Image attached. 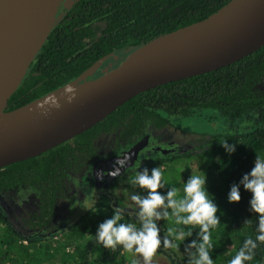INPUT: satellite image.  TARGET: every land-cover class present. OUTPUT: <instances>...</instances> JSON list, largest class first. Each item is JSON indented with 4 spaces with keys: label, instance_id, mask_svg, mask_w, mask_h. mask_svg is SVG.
I'll use <instances>...</instances> for the list:
<instances>
[{
    "label": "trees",
    "instance_id": "1",
    "mask_svg": "<svg viewBox=\"0 0 264 264\" xmlns=\"http://www.w3.org/2000/svg\"><path fill=\"white\" fill-rule=\"evenodd\" d=\"M230 1L80 0L58 22L63 12L60 9L44 48L6 111L23 108L65 88L106 57L121 55L120 66L138 49L208 19ZM106 68L107 63L99 69L102 73L97 78L104 75ZM204 111L214 112L221 120L220 133L201 136L202 143L192 150L178 147L169 151L171 148L160 144L175 137L172 132L180 133L173 129L172 118H192ZM105 137H110L113 143L109 150L102 151L99 144ZM226 140L237 145L231 156L219 144ZM257 155L264 157V48L227 68L143 93L72 141L0 170V197L33 192L40 210L30 219L29 228L49 231L58 203L67 194V184L75 182L71 176L84 169H88L89 183H102L101 188L110 189L116 187V180L128 169L136 173L162 165L169 184L181 189L182 194L183 180L187 182L190 177L185 168L190 162L198 161L199 170L207 175L208 191L220 210L217 215L221 223L212 233V258L215 264H228L245 238L254 236L256 220L249 211V192L241 187L239 204L228 203L227 196L231 185L239 183L254 167ZM119 157L129 158L127 167L117 177L107 180V173L114 170ZM102 173H105L103 179ZM166 191L167 188L161 190ZM88 196L86 206L77 211L85 213L83 219L89 213L95 215L96 210L113 214L118 206L112 195L99 196L96 192ZM6 212L0 206V258L6 257L9 264H60L64 260L63 256L50 257V247L41 246L43 238L20 235ZM125 213L123 222L135 223L134 211ZM248 219L252 221L245 225ZM159 225L162 238L167 236L169 228L182 227L170 221H159ZM95 228L87 222L81 223L75 214L62 230L77 243L74 248L77 263L98 264L97 259H102L103 264H127L126 252L119 248L105 249L96 243ZM195 231L193 237L178 241L176 249H165L162 242L158 253L171 264H184L180 252H184L187 239L196 238ZM55 236L50 235L48 240ZM246 264H264V245Z\"/></svg>",
    "mask_w": 264,
    "mask_h": 264
},
{
    "label": "water",
    "instance_id": "2",
    "mask_svg": "<svg viewBox=\"0 0 264 264\" xmlns=\"http://www.w3.org/2000/svg\"><path fill=\"white\" fill-rule=\"evenodd\" d=\"M62 6L63 0H0V119L35 113L26 133L0 148V170L72 141L143 93L227 68L264 48V0H231L208 19L138 49L113 71L93 79L106 57L65 88L7 112ZM191 32L197 43L169 56L154 53L164 39ZM98 104L115 108L98 122L81 123Z\"/></svg>",
    "mask_w": 264,
    "mask_h": 264
},
{
    "label": "clouds",
    "instance_id": "3",
    "mask_svg": "<svg viewBox=\"0 0 264 264\" xmlns=\"http://www.w3.org/2000/svg\"><path fill=\"white\" fill-rule=\"evenodd\" d=\"M219 144L230 156L236 152L235 143L230 144L226 140ZM218 162L222 164V161ZM127 164V158L119 157L114 170L107 175L117 177ZM204 174L192 172L187 182L183 180L181 194V189L169 184L162 165L137 171L129 178V184L135 191L127 197L128 206L135 214V223L123 222L126 213L117 206L112 216L99 224L94 235L96 243L105 249L119 248L131 254L134 257L132 264H154L162 242L165 249H176L177 242L193 237V229H196V238L187 239L189 242L184 248L187 264H215L211 254L212 233L221 223L217 215L220 210L214 202L215 197L208 191L207 175ZM104 175L101 174V179ZM241 187L251 194L249 211L256 220L254 236L245 238L228 264L252 261L256 250L264 245V157L257 155L251 171L244 174L239 183L231 185L228 203L241 202ZM165 188L167 191L162 193ZM252 219L245 220L244 224H250ZM159 221H170L182 227L169 228L167 236L162 238Z\"/></svg>",
    "mask_w": 264,
    "mask_h": 264
},
{
    "label": "rangeland",
    "instance_id": "4",
    "mask_svg": "<svg viewBox=\"0 0 264 264\" xmlns=\"http://www.w3.org/2000/svg\"><path fill=\"white\" fill-rule=\"evenodd\" d=\"M71 2L72 1H69L67 9L70 8ZM60 20L61 17L58 19V22ZM116 59L118 58L116 57ZM112 63L113 61L103 72L104 74L107 72H111L114 69L111 66ZM170 121L172 127H174L173 129L178 130L180 133L172 132L175 137L167 139L165 143L160 142V144L163 145L164 148H171V150L169 151H173L178 147L182 150L184 148H186V150L196 149L202 143L201 136H214L223 130V124L221 120L217 119V115L212 111H204L200 115L194 116L192 118H172ZM112 143L113 140H111L110 137H105L101 140V143L99 144V147L101 148L100 150H109ZM145 152L146 151H142V153ZM127 160H129V158H127ZM185 169L190 176L192 175V172L201 176L205 175L199 170L198 161L190 162L189 167ZM87 174L88 169H84L82 173L71 176V178L75 182L67 184V194L62 200L59 201L54 226L48 232H39L38 230L29 231L30 229L27 227V221H29L33 217V215L37 213L36 209L34 214L30 213L29 205H27L30 202L36 205L38 204L37 198L35 197L33 192L23 191L21 192V194H15V196L12 197H1L2 199H0L1 203L4 202L3 206L8 210V213L11 216V222L16 228V230L18 229L19 233L24 237L34 235V237L37 236L38 238H43L44 243H41V246L48 245L50 247L49 255L51 258L52 256L56 257V255L60 257V259L61 256H63V258L65 257L63 261L60 260V264H78V261L74 255V248L77 246V243L69 239L68 234L63 233L62 231L67 225L70 224L71 219L75 214L81 223L87 222L93 227H96L95 229L98 228L100 223L112 216V214H110L108 211L96 210L93 212L95 215H91L89 213L85 217V219H83L82 215H84L85 213H77V211L79 210L80 205L85 204L86 206L89 201L86 200L87 197L89 199L88 195L94 194L96 192L103 193L102 190H104L105 193L110 192L114 196V200L117 203L118 207L124 209L125 211H133L128 206L127 197L132 191H135V189H132L129 184V178L133 174H135V172L129 171V169L126 170L122 174V177L116 180V187H113L111 191H109L110 189L108 186L101 188L103 186L102 183H100L99 185H97V183L95 182L89 183L88 176H86ZM112 178L113 177L111 175H107V180H111ZM98 189L101 190L99 191ZM91 207V204H89V208ZM1 234L2 232H0V235ZM54 234L56 236L48 240V237ZM180 253L182 263L187 264V256L185 252ZM125 256L127 259L126 263L132 264V260L134 259V257L129 253H126ZM95 258L97 259L98 257ZM0 259L4 260L1 264H9V261L6 257ZM97 260H99L97 261L98 264H103L100 262L102 261V259ZM154 264H171V262L163 255H160V253H157L156 257L154 258Z\"/></svg>",
    "mask_w": 264,
    "mask_h": 264
},
{
    "label": "bare ground",
    "instance_id": "5",
    "mask_svg": "<svg viewBox=\"0 0 264 264\" xmlns=\"http://www.w3.org/2000/svg\"><path fill=\"white\" fill-rule=\"evenodd\" d=\"M170 40V41H169ZM193 32L176 35L173 38L164 39L155 48L156 55L169 56L174 53L177 46L189 47L195 44ZM115 108L112 104H98L93 111H88L81 123H95L107 116ZM35 113L29 112L26 115L14 116L11 119H0V148L8 147L16 143L27 131V127L34 121Z\"/></svg>",
    "mask_w": 264,
    "mask_h": 264
},
{
    "label": "flooded vegetation",
    "instance_id": "6",
    "mask_svg": "<svg viewBox=\"0 0 264 264\" xmlns=\"http://www.w3.org/2000/svg\"><path fill=\"white\" fill-rule=\"evenodd\" d=\"M69 1H72L71 2V4H70V8H68L67 9V5H69ZM80 0H63V6L61 7V9L63 10V12L60 14V16H59V18L61 17V20H62V17H63V13L65 12V11H69V10H71L74 6H75V4L76 3H78ZM58 18V19H59ZM60 20V21H61ZM59 21V22H60ZM116 57L118 58V59H116ZM113 61V63L111 64V66L114 68V69H116V68H118V66H119V64L123 61L122 60V56L120 55V56H115V57H113L112 59H110L108 62H107V67H108V65L111 63ZM105 65V64H104ZM105 70V69H104ZM104 70H103V72H104ZM101 73L102 72H100V71H98L94 76H93V79H97V75L99 74V75H101ZM85 189V188H84ZM113 188L111 187L110 188V190L109 191H111ZM99 191L101 190V189H98ZM103 191V193L101 192V193H99L98 192V195L100 196V195H103V194H107V195H112L110 192L108 193V192H104V190H102ZM17 194H21V193H17ZM86 195H88V194H86ZM113 196V195H112ZM0 199H2L1 197H0ZM86 200H88L87 198H86ZM3 203L4 202H0V206L1 207H4L3 206ZM37 205L36 204H34V203H32V202H30V203H28L27 205H29V212L30 213H32V214H34V212H35V209L37 210V213L39 212V207H40V203H39V200L37 199ZM84 205V204H83ZM82 205H80V207H81ZM79 207V208H80ZM6 214H7V216H8V219H9V221L11 222L12 220H11V216L6 212ZM35 215V214H34ZM33 215V216H34ZM55 220H56V218H55ZM55 220H54V222H53V226H54V223H55ZM30 221V220H29ZM29 221H27V227L29 228ZM12 223V222H11ZM14 226V225H13ZM15 228V227H14ZM53 228V227H52ZM16 229V228H15ZM30 229V228H29ZM17 231H18V229H17ZM29 231H32V229H30ZM50 231V230H49ZM43 232H45V231H43ZM48 232V231H47ZM20 234V233H19ZM21 235V234H20ZM28 235V234H27ZM24 237V236H23ZM26 238H30V236L29 237H26Z\"/></svg>",
    "mask_w": 264,
    "mask_h": 264
}]
</instances>
